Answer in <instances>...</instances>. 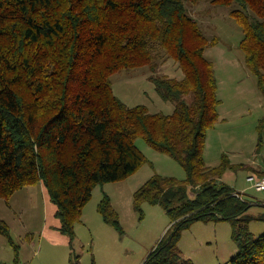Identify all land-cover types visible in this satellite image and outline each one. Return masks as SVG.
I'll use <instances>...</instances> for the list:
<instances>
[{"label": "trees", "instance_id": "1", "mask_svg": "<svg viewBox=\"0 0 264 264\" xmlns=\"http://www.w3.org/2000/svg\"><path fill=\"white\" fill-rule=\"evenodd\" d=\"M212 3L233 8L246 63L264 88V0ZM217 43L184 0H0V197L42 183L62 232L73 235L97 186L124 180L147 163L136 145L143 138L186 172L184 181L156 174L135 193L136 210L158 205L171 219L143 264H194L182 259L179 242L198 221L231 222L239 253L227 264H264V235L249 231L252 221H264L249 211L264 204L240 199L221 181L236 169L227 156L216 167L205 161L222 103L215 66L205 57ZM170 60L181 79L158 74ZM145 66L173 114L128 107L114 94V74ZM98 210L122 230L109 196ZM9 230L0 219V235L10 237Z\"/></svg>", "mask_w": 264, "mask_h": 264}, {"label": "rangeland", "instance_id": "2", "mask_svg": "<svg viewBox=\"0 0 264 264\" xmlns=\"http://www.w3.org/2000/svg\"><path fill=\"white\" fill-rule=\"evenodd\" d=\"M184 1L209 41H218L205 53L215 66L222 102L220 118L208 132L206 164L216 167L227 156L236 169L229 168L221 181L237 190L240 199L264 204V191L254 189L248 181L264 178V149L258 150L261 132L264 141L260 130L264 125V88L241 49L243 28L232 17L233 8L216 6L212 0ZM157 72L183 77L172 60L161 63ZM151 75L148 66L121 70L112 77L113 92L128 107L173 114L175 106L159 96ZM136 145L147 163L124 180L97 186L74 223L73 235L62 232L57 207L42 183L29 185L9 198L0 197V219L10 228V237L0 235V264H143L171 227V219L158 205L145 203L142 213L136 210L135 193L156 174L184 181L186 172L174 158L143 138H138ZM105 196L119 213L122 230L106 223L99 212ZM249 214L258 218L264 215V207L254 206ZM249 231L261 237L264 221H252ZM179 249L182 259L194 264H227L239 253L230 221L195 222L182 232Z\"/></svg>", "mask_w": 264, "mask_h": 264}, {"label": "built area", "instance_id": "3", "mask_svg": "<svg viewBox=\"0 0 264 264\" xmlns=\"http://www.w3.org/2000/svg\"><path fill=\"white\" fill-rule=\"evenodd\" d=\"M254 189L258 190V191H264V178H250V180H248Z\"/></svg>", "mask_w": 264, "mask_h": 264}]
</instances>
